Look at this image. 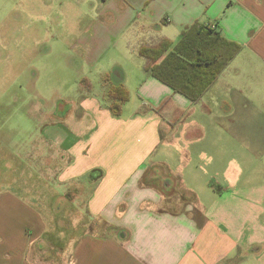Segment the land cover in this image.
Here are the masks:
<instances>
[{"label": "crops", "instance_id": "crops-1", "mask_svg": "<svg viewBox=\"0 0 264 264\" xmlns=\"http://www.w3.org/2000/svg\"><path fill=\"white\" fill-rule=\"evenodd\" d=\"M71 3L87 6L73 14L72 51L90 69L107 60L108 81L99 94L82 76L42 121L33 150L50 148L54 205L0 173V264H264V184L243 182L240 145L198 119L264 113V0ZM196 21L242 48L192 102L129 46L154 31L177 42ZM112 81L130 92L119 116L104 99Z\"/></svg>", "mask_w": 264, "mask_h": 264}, {"label": "rangeland", "instance_id": "rangeland-1", "mask_svg": "<svg viewBox=\"0 0 264 264\" xmlns=\"http://www.w3.org/2000/svg\"><path fill=\"white\" fill-rule=\"evenodd\" d=\"M86 8L71 0H0V173L17 179L18 188L36 191L53 205L57 186L45 179V153L50 148L43 147V156L33 150L34 141L41 136L42 121L52 120L51 110L60 107L62 99L76 97L82 76L92 81L96 92L104 93L102 70L108 61L90 69L81 53L72 51L77 38L72 34V23L78 18L73 14ZM119 40L121 47L126 40ZM122 56L108 54L111 61L124 60ZM232 114L229 112L230 121H222L219 113L198 119L213 127L215 142L240 145L243 182L264 184V113L254 121V116L246 113ZM230 156L228 151L226 158ZM65 215L64 210L58 212V218Z\"/></svg>", "mask_w": 264, "mask_h": 264}, {"label": "trees", "instance_id": "trees-1", "mask_svg": "<svg viewBox=\"0 0 264 264\" xmlns=\"http://www.w3.org/2000/svg\"><path fill=\"white\" fill-rule=\"evenodd\" d=\"M130 47L155 78L192 102H198L242 45L210 24L196 21L183 31L177 42L154 31L141 36ZM81 82L92 89L89 78H83ZM105 86L109 109L114 115H121L123 105L130 99L129 89L122 82L112 81Z\"/></svg>", "mask_w": 264, "mask_h": 264}, {"label": "built area", "instance_id": "built-area-1", "mask_svg": "<svg viewBox=\"0 0 264 264\" xmlns=\"http://www.w3.org/2000/svg\"><path fill=\"white\" fill-rule=\"evenodd\" d=\"M212 27L214 28V26L212 25Z\"/></svg>", "mask_w": 264, "mask_h": 264}]
</instances>
